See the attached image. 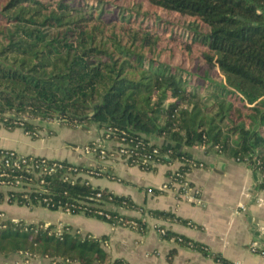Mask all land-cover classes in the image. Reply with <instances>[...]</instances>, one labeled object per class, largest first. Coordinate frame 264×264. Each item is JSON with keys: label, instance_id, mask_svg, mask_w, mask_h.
<instances>
[{"label": "trees", "instance_id": "obj_1", "mask_svg": "<svg viewBox=\"0 0 264 264\" xmlns=\"http://www.w3.org/2000/svg\"><path fill=\"white\" fill-rule=\"evenodd\" d=\"M55 120L70 128L98 126L101 138L123 143L121 158L143 171L180 163L167 173L173 183L201 163L188 150L204 147L258 173L264 190V0H0V126L37 139L36 121ZM9 151L0 149V205L84 214L145 233L144 221L117 210L143 209L85 179L95 171L119 180L101 166L75 165L80 175L68 181L71 163L40 174L28 165L44 158L27 156L15 167ZM148 214L187 222L170 212ZM159 230L164 240L207 253ZM105 241L70 226L0 222L5 258L21 253L54 264H126L110 260ZM175 254L170 251L169 262Z\"/></svg>", "mask_w": 264, "mask_h": 264}, {"label": "crops", "instance_id": "obj_2", "mask_svg": "<svg viewBox=\"0 0 264 264\" xmlns=\"http://www.w3.org/2000/svg\"><path fill=\"white\" fill-rule=\"evenodd\" d=\"M42 130L39 138L32 139L22 128H0V149L15 151L20 155L67 161L85 167L101 166L110 175L85 179L94 187L106 189L118 196L130 198L143 211L117 209L123 216L146 223L145 233L114 226L102 220L71 215L46 208H28L0 205L5 220H22L26 223L44 222L62 229L70 226L82 235L95 238L106 237L103 249L111 261L122 260L126 264H264V190L258 189L261 176L243 163L227 159L204 147L188 150L203 167L193 169L187 179L201 192L202 204L197 205L182 199L172 190L162 191L170 183L168 172H175L180 163L160 164L155 171H143L138 166H129L119 156L105 160L83 147L99 140L103 131L96 125L70 128L59 123H39ZM101 146L117 147V142L101 138ZM162 145L163 140L154 139ZM162 191L153 194L150 190ZM150 211H165L187 221L185 223L157 219ZM160 228L190 239L207 249V253L188 246H180L173 240H164ZM256 244L259 251H252ZM176 249L173 261L170 251ZM0 264H54L51 259L35 256L27 259L21 253L7 258L0 256ZM66 264V263H62ZM78 264V263H75Z\"/></svg>", "mask_w": 264, "mask_h": 264}, {"label": "built area", "instance_id": "obj_3", "mask_svg": "<svg viewBox=\"0 0 264 264\" xmlns=\"http://www.w3.org/2000/svg\"><path fill=\"white\" fill-rule=\"evenodd\" d=\"M107 138H109L107 136ZM100 140H98L97 143H95L93 146L90 145V147L87 149L88 151H93V152H97V150H99V154H100V158L102 160H104L105 156H106V150L104 147L101 146ZM117 147H120V150L119 151H116V153L121 157V154L123 153H126V151L124 150L125 148V145L123 143H117ZM156 152V150H155ZM9 155V158H17V162H14L13 163V166L15 167H20L19 166V163L18 161H21L23 164H26V157L27 156H24V155H20L18 154L17 152L15 151H9L8 153ZM5 157V156H4ZM3 159V157H0V161ZM48 161H52L51 164L48 162ZM126 161V160H125ZM6 165L7 166H10L11 165V162L9 159L6 160ZM153 164V162H150ZM61 166V163L60 161L58 160H50V159H43L41 160V163L40 164H29L28 167L29 169H33L34 171L35 170H38V172L41 173H51L53 172L57 167ZM75 165L74 164H71L70 166L67 167V177H66V180L68 181H74L76 180V178L80 175V172H78L77 168L74 167ZM194 166V169L197 168V165H193ZM203 167V163H200L199 164V167ZM100 174L97 173V172H91L90 173V177H98ZM187 177L185 178L184 181L180 182V184L182 185V187H179L177 189L174 188V184L173 182H170L172 183V187H169L168 185H165L163 186L162 190H165V191H168V190H175V193H177L178 195H181V196H184L185 198H187L190 202L194 203V204H197V205H200L202 204V199H201V192L199 189H196L191 183H188L186 181ZM179 182H177L178 184ZM1 186L4 188V189H7L8 187H10L9 185L5 184V183H2L1 182ZM173 190V191H174ZM151 191V190H150ZM152 192V191H151ZM100 215H104L103 212H100ZM105 217L109 218V215L105 214ZM5 220L2 216V214L0 215V222ZM132 225L134 227H137L136 223H132ZM162 235H164V231L162 230L160 232ZM251 249L252 251L256 252V251H259L260 249L258 248V246L256 244H253L251 246ZM263 254V252H262Z\"/></svg>", "mask_w": 264, "mask_h": 264}, {"label": "rangeland", "instance_id": "obj_4", "mask_svg": "<svg viewBox=\"0 0 264 264\" xmlns=\"http://www.w3.org/2000/svg\"><path fill=\"white\" fill-rule=\"evenodd\" d=\"M51 123H59V121L58 120H55V121H50ZM36 123L37 124H39V123H42V122H40V121H36ZM43 123H45V122H43ZM46 123H49V122H46ZM60 124V123H59ZM62 126H64V125H62ZM0 128H4V127H2V126H0ZM105 139H107V140H109V138H105ZM99 140H101V138L99 139ZM98 142V140H95V141H93V142H89L87 145H85L84 147H83V150L86 152V153H93L95 156H96V152H93V151H88L87 149L90 147V145L91 144H95V143H97ZM99 142H101V141H99ZM102 147H104L105 148V150H106V159L107 158H109L110 156H119L117 153H116V148H114L113 146H110V147H108V146H102ZM97 157V156H96ZM120 157V156H119ZM98 158V157H97ZM121 158V157H120ZM122 159V158H121ZM56 160V159H55ZM102 160V159H101ZM123 160V159H122ZM58 161H61V160H58ZM201 168V167H200ZM195 169H197V168H195ZM186 181L188 182V183H190V181L188 180V179H186ZM174 188L175 189H177V188H179V187H182V185L180 184V183H175L174 185ZM174 188H173V190H174ZM196 189H198L197 187H195ZM172 190V191H173ZM162 191H165V190H162ZM169 191V190H168ZM173 192H175V190L173 191ZM176 195L178 196V197H180V198H182V199H185V200H188L187 198H185L184 196H181V195H178L177 193H176ZM189 201V200H188Z\"/></svg>", "mask_w": 264, "mask_h": 264}]
</instances>
